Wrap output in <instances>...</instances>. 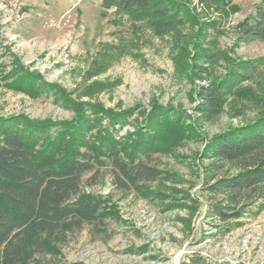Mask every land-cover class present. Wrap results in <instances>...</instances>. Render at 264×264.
<instances>
[{"label": "rangeland", "instance_id": "374dc122", "mask_svg": "<svg viewBox=\"0 0 264 264\" xmlns=\"http://www.w3.org/2000/svg\"><path fill=\"white\" fill-rule=\"evenodd\" d=\"M101 1L0 0V140L22 129L47 166L102 145L127 157L141 134L157 144L136 157L149 180L121 184L108 161L84 172L78 195L99 202L97 224H65L35 264H179L193 252L264 262V209L218 219L206 148L264 113V39L240 37L264 0H171L183 22L163 36ZM221 79L233 89L206 121L197 92Z\"/></svg>", "mask_w": 264, "mask_h": 264}, {"label": "trees", "instance_id": "16d2710c", "mask_svg": "<svg viewBox=\"0 0 264 264\" xmlns=\"http://www.w3.org/2000/svg\"><path fill=\"white\" fill-rule=\"evenodd\" d=\"M170 1L102 0L101 6L133 21H144L154 35L163 36L183 22L173 16ZM255 18L253 25L242 30L241 41L264 39V10L258 11ZM232 89V82L225 79L200 86L197 92L200 100L194 110L206 121L215 118L222 112ZM124 115L125 112L118 119ZM36 143V138L18 128L7 131L0 140V264H35L34 256L44 252L47 241L65 224L78 229L85 224H97L99 202L90 194L78 195L84 172L108 161L121 184L153 177L142 161L136 159L148 157L151 147L157 145L154 137L145 139L144 134L132 142L127 157L102 145L105 150L97 147L77 152L76 156L66 154L49 162V166L46 161L49 155L35 153ZM206 148L213 160L208 173L214 181L208 189L217 197L213 212L218 219L223 222L238 219L255 205L264 209V113L217 133ZM179 264L214 263L193 252L186 254Z\"/></svg>", "mask_w": 264, "mask_h": 264}, {"label": "built area", "instance_id": "2783aa9c", "mask_svg": "<svg viewBox=\"0 0 264 264\" xmlns=\"http://www.w3.org/2000/svg\"><path fill=\"white\" fill-rule=\"evenodd\" d=\"M49 25L53 28H56V29H61L62 28V23L60 20H57V21H51L49 23Z\"/></svg>", "mask_w": 264, "mask_h": 264}]
</instances>
